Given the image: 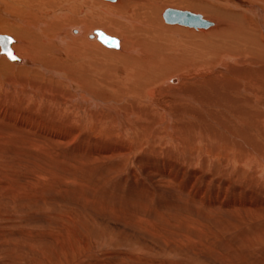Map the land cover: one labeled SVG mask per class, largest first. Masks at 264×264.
Here are the masks:
<instances>
[{
  "label": "bare ground",
  "instance_id": "1",
  "mask_svg": "<svg viewBox=\"0 0 264 264\" xmlns=\"http://www.w3.org/2000/svg\"><path fill=\"white\" fill-rule=\"evenodd\" d=\"M168 8L209 25L166 22ZM0 34L14 56L0 49V264H63L67 249L105 264L101 248L58 244L66 191L119 202L124 222L129 206H189L190 220L211 228V213L216 229L260 243L264 0H0Z\"/></svg>",
  "mask_w": 264,
  "mask_h": 264
},
{
  "label": "rangeland",
  "instance_id": "2",
  "mask_svg": "<svg viewBox=\"0 0 264 264\" xmlns=\"http://www.w3.org/2000/svg\"><path fill=\"white\" fill-rule=\"evenodd\" d=\"M168 7V6H165ZM198 13V12H197ZM200 13V12H199ZM113 36V35H112ZM111 48V47H110ZM113 48V47H112ZM214 169V167H212ZM67 194H71V195H67ZM75 194V196H74ZM66 195V197H65ZM62 194L59 200L60 205L58 204V210H60L59 212L61 213V217L58 221L63 220V223L59 222L60 225H62L60 227V231L63 227H67L69 229V232L67 228H63V230L61 231V233L58 235V244L61 245H73L74 248H78V249H82L83 247H90L92 249H96L101 248L97 253L98 255V259H96L97 262H99L100 260L102 262H105V264H177V262H179V264H234V263H245L247 262V264H262L263 262L258 258L257 260H254L253 258H250L248 260V257L245 255V253L249 254V251H251V244L250 243V239H248V242L245 244V241L242 242L239 239L236 238L235 235H237V233H233L234 230L232 231H225L223 229H216V227L214 226L213 222H209L214 221L213 216L214 214L208 213L209 217H207L206 219L208 220H204L207 221L208 224L211 226V228L206 227V225L203 223V221H192L190 220V216L188 215V213L190 212V214H192L191 212L193 211H189L187 209V207L189 206H184V207H179V206H164L162 204L159 205H154V209H155V213H152V211L148 210L146 211V208L143 206H138V207H133V206H129L128 207V211H129V218H125V222L123 221V218H117L116 216H113V208H119L121 210L122 213H124L126 207L124 206H120L119 202L115 203V206L112 207L114 205V203H109L110 199L105 202L103 201V197H101V199H90L88 200L89 203L91 201H93L94 203H90L88 204V201L85 200V198H83V196L79 193H74L73 191H70V193H68L66 191V193ZM70 197V196H72ZM78 198H77V197ZM65 197V198H64ZM126 197V196H125ZM69 198V199H68ZM71 198V199H70ZM77 198V200H76ZM63 199V200H61ZM67 199V200H66ZM74 199V200H72ZM81 199H84L81 201ZM122 199L121 197L116 199V200H120ZM66 200V201H64ZM76 200V201H75ZM100 202H99V201ZM64 201V202H63ZM81 201V203L79 202ZM85 201L87 203H85ZM121 201V200H120ZM69 202V203H68ZM95 202H97V204H95ZM73 203V204H72ZM84 203V205H83ZM100 203H102L103 205H101ZM68 204V205H67ZM77 204V205H76ZM106 204V205H104ZM126 204V203H125ZM156 204V203H155ZM67 205V206H66ZM72 205V206H71ZM90 205V206H89ZM100 205V207L98 208V206ZM110 205V206H108ZM119 205V206H118ZM95 206V207H94ZM118 206V207H117ZM60 207V208H59ZM70 207V208H68ZM85 209L83 210L82 209ZM86 207V208H85ZM90 207V208H89ZM106 207V208H105ZM141 207V208H140ZM162 207V208H161ZM167 207V208H164ZM170 207V210H168ZM178 207V208H177ZM195 207V206H194ZM67 208V209H66ZM111 208V210H110ZM145 208V209H144ZM173 208V209H171ZM175 208V211H173ZM74 209V210H73ZM76 209V210H75ZM82 209V211H81ZM98 209V210H97ZM101 211H100V210ZM103 209V210H102ZM105 209V210H104ZM108 211H107V210ZM161 209V210H159ZM168 213H167L164 211ZM87 210V211H86ZM94 210V211H92ZM113 210V211H112ZM133 210V211H132ZM151 210V209H150ZM168 210V211H167ZM181 211V212H177V211ZM184 210V213H182ZM186 210V212H185ZM86 211V212H85ZM105 211V212H104ZM130 211L133 212L130 214ZM143 211V212H142ZM160 211V212H159ZM172 211V212H171ZM188 211V212H187ZM76 212L77 215H76ZM91 212V213H90ZM112 216H111V214ZM174 212V213H173ZM110 215H109V214ZM146 214L145 215H142ZM160 213V215H158ZM162 213V214H161ZM166 213V214H165ZM64 214V215H63ZM87 214V217H85ZM93 214V215H92ZM108 214V215H107ZM139 214V215H138ZM141 214V215H140ZM171 214V215H170ZM178 214V215H177ZM182 216V219L180 221V217ZM74 215V217H73ZM79 215L83 218H79ZM104 215V216H103ZM167 215V216H166ZM186 215V217H185ZM188 215V216H187ZM91 218H90V217ZM102 216V217H101ZM110 216V218H108ZM133 218H132V217ZM141 216V217H140ZM148 216V217H147ZM172 216V217H171ZM174 216V217H173ZM78 217V218H77ZM95 217V218H94ZM106 217V218H105ZM115 217V219H114ZM121 217V216H119ZM136 217V219L134 218ZM144 217V218H143ZM166 222H165V219ZM168 217V218H167ZM171 217V218H170ZM176 217V218H175ZM74 218V222H72ZM88 221H86L85 219ZM148 218V219H147ZM160 218V219H159ZM176 220H174V219ZM210 218V219H209ZM264 218V216H263ZM66 219V220H65ZM94 219V221L92 220ZM110 219V220H108ZM140 219V220H139ZM156 219V220H153ZM158 219V220H157ZM199 219L201 220V218L199 217ZM78 220V221H76ZM84 222H82V221ZM145 220V221H144ZM86 221V222H85ZM120 221V222H119ZM139 221V222H138ZM152 221V222H151ZM171 221V222H170ZM175 221L176 226H174L172 224V222ZM94 222V223H93ZM98 222V223H97ZM137 222V223H136ZM164 222V223H162ZM92 223V224H91ZM107 223V224H106ZM125 223V224H124ZM127 223V224H126ZM129 223V224H128ZM147 223V224H146ZM149 223V224H148ZM182 223L183 228L182 229H178L177 227H179ZM186 223V224H185ZM199 223V224H198ZM201 223V224H200ZM66 224V225H65ZM68 224V225H67ZM77 224V225H76ZM135 224V225H134ZM64 225V226H63ZM102 225V226H101ZM116 225V226H115ZM118 225V226H117ZM130 225V226H129ZM158 225V227H157ZM80 226V227H79ZM83 226V227H82ZM89 226V227H88ZM92 226V227H91ZM95 226V227H94ZM110 226V227H109ZM122 226V227H121ZM133 226V227H132ZM144 228H143V227ZM246 226V224L244 225ZM243 226V227H244ZM43 227L42 225L40 226V228ZM97 227V228H96ZM136 227V228H134ZM248 227V226H247ZM80 228V229H79ZM90 228V229H89ZM118 228V230L116 229ZM188 228V230H187ZM192 228V229H191ZM85 229V230H84ZM87 229V230H86ZM139 229V230H138ZM147 229H149L148 231H146ZM152 229V231L150 230ZM174 229V230H173ZM66 230V231H64ZM76 230V232H75ZM98 232H97V231ZM145 230V231H144ZM154 230V231H153ZM160 230V231H159ZM211 230V231H210ZM64 231V234L62 233ZM81 233H80V232ZM88 231H92V232H88ZM120 231V232H119ZM136 231V232H135ZM73 232V233H72ZM88 232V233H87ZM96 232V233H95ZM101 232V233H100ZM133 232V233H132ZM149 232V233H148ZM154 232V233H153ZM201 232V233H200ZM209 232V233H206ZM237 232V230H236ZM77 233V234H76ZM87 235H86V234ZM94 235H93V234ZM98 233V235H96ZM135 233V234H134ZM141 233V234H140ZM166 235H165V234ZM180 233V234H179ZM200 233V234H199ZM88 234L90 235V237L88 236ZM129 236H128V235ZM145 234V235H144ZM155 234V235H153ZM170 234V236H169ZM191 234V235H189ZM198 234V235H197ZM231 234V235H230ZM61 235V236H60ZM81 235H85V236H81ZM152 235V236H151ZM200 235V236H199ZM215 235V236H214ZM225 235V236H224ZM68 236V237H67ZM87 236V237H86ZM93 236V237H92ZM159 238H158V237ZM185 238H184V237ZM233 236L235 237V239L233 238ZM59 237H61V239H59ZM98 237V239H97ZM128 237V238H127ZM136 239H135V238ZM157 237V238H156ZM162 237V238H161ZM166 237V239H165ZM69 238V239H68ZM75 238V240L73 239ZM103 238V239H102ZM137 238L139 240H137ZM142 238V239H141ZM202 238V239H201ZM204 238V239H203ZM222 238V239H221ZM71 239V240H70ZM79 239V240H78ZM100 239V240H99ZM106 239V240H105ZM156 239V240H155ZM195 239V240H194ZM199 239V240H197ZM229 239V240H228ZM108 240V241H107ZM155 241V243L153 241ZM211 240V241H210ZM67 241V242H65ZM72 241V242H71ZM77 241V242H76ZM175 241V242H173ZM222 241V242H221ZM260 243L257 242V246H255L252 250V252H255V254H260L261 257H264V237L261 238L260 240H257ZM70 242V243H69ZM96 242V243H95ZM152 242L155 244H152ZM158 242V243H157ZM163 242V243H162ZM99 243V244H97ZM103 243L102 245L104 246H100V244ZM157 243V244H156ZM161 243V244H160ZM175 243V244H174ZM203 245H202V244ZM237 245L234 246L235 244ZM238 243V244H237ZM90 244V245H89ZM94 244V245H93ZM108 244V245H107ZM136 244V245H135ZM228 244V245H227ZM240 244V246H238ZM261 244V245H260ZM263 244V245H262ZM41 245V244H40ZM123 247H122V246ZM135 245V247L133 246ZM140 245V246H139ZM151 245V246H150ZM159 245V246H158ZM161 245V247H160ZM167 245V246H166ZM193 245V246H192ZM224 245V246H223ZM247 245V246H246ZM80 246V247H79ZM150 246V247H149ZM179 246V247H178ZM187 246V247H186ZM198 246V247H197ZM203 246V247H202ZM104 247V248H103ZM108 249H107V248ZM112 247V248H111ZM153 247V248H152ZM167 249H165V248ZM207 247V248H205ZM220 247V248H219ZM123 248V249H122ZM125 248V249H124ZM151 250H150V249ZM161 248V249H160ZM185 248V249H183ZM195 248V249H194ZM198 250H197V249ZM201 248V249H200ZM250 248V249H249ZM256 248V249H255ZM183 249V250H182ZM222 249V250H221ZM232 249V250H231ZM258 249V250H257ZM119 250V251H118ZM121 250V251H120ZM164 250V252L162 251ZM178 250V251H176ZM214 250V251H213ZM260 250V251H259ZM113 251V252H112ZM70 252V249H67L64 258H61V262L63 261V264H77L75 262V260L71 259L70 254H68ZM104 252V253H103ZM118 252V253H117ZM166 252V253H165ZM171 252V253H170ZM211 252V253H210ZM214 252V253H213ZM77 253V252H76ZM106 253V254H105ZM183 253V255H182ZM195 253V254H193ZM233 253V254H232ZM242 253V254H241ZM180 254L182 256H180ZM226 254V255H225ZM237 254H240L239 256ZM34 254H31L30 256H32ZM104 255V256H103ZM107 255V256H106ZM113 255V256H112ZM129 255V256H128ZM165 257H163V256ZM172 255V256H171ZM216 255V256H214ZM238 257H237V256ZM53 256V253H50V258ZM133 256V257H132ZM171 256V258H170ZM175 256L178 257V259L180 261L175 260ZM201 256V257H200ZM222 256V257H221ZM235 256V257H234ZM242 256V258L240 257ZM81 257V256H80ZM140 257V258H139ZM189 257V258H188ZM240 257V258H239ZM244 257V258H243ZM108 258V259H107ZM163 258V259H162ZM199 258V259H197ZM203 258V259H202ZM215 259L217 262H215ZM217 258V259H216ZM65 259V260H64ZM68 261H67V260ZM70 259V260H69ZM95 259V258H94ZM127 259V260H126ZM138 259V260H137ZM154 259V260H153ZM193 259V260H191ZM201 259V260H200ZM237 259H240V261H238ZM105 260V261H104ZM161 260V261H160ZM170 260V261H169ZM185 260V261H184ZM206 262H205V261ZM40 264H47L46 260L42 261V259H40ZM66 261V262H65ZM91 261H93V259H91ZM117 261V262H116ZM168 261V262H167ZM211 261V262H210ZM223 263H222V262ZM238 261V262H237ZM261 263H260V262ZM83 262H85V264H87V260H84Z\"/></svg>",
  "mask_w": 264,
  "mask_h": 264
},
{
  "label": "water",
  "instance_id": "3",
  "mask_svg": "<svg viewBox=\"0 0 264 264\" xmlns=\"http://www.w3.org/2000/svg\"><path fill=\"white\" fill-rule=\"evenodd\" d=\"M163 14L165 21L169 23L177 22L192 27H207L209 25V22L203 20L199 15L187 11L179 12L177 10L168 8ZM95 34L97 35V39L104 45L108 47H118V40L116 38L106 35L101 30H95ZM11 42L12 39L10 36L0 34L1 52L7 54L10 57H14L10 49Z\"/></svg>",
  "mask_w": 264,
  "mask_h": 264
}]
</instances>
